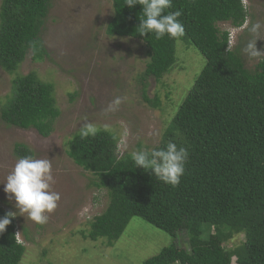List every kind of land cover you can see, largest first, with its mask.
Returning <instances> with one entry per match:
<instances>
[{"label": "trees", "instance_id": "trees-1", "mask_svg": "<svg viewBox=\"0 0 264 264\" xmlns=\"http://www.w3.org/2000/svg\"><path fill=\"white\" fill-rule=\"evenodd\" d=\"M0 1V67L14 74L28 54L34 62L48 57L41 35L52 0ZM111 3L106 35L135 39L146 47L148 62L141 81H159L170 72L178 40L193 46L205 65L153 148L172 141L188 149L178 186L136 168L132 155L119 157L118 138L107 130L86 139L76 134L66 143L67 156L95 176L92 185L109 197L84 238L104 239L111 247L130 219L140 217L173 239L143 264H264V56L253 71L247 69L238 50L230 49L228 33L217 26L244 25L242 0H172L173 7L166 11L182 10L178 19L185 31L178 39L141 36L136 27L142 6L130 9L125 0ZM143 99L158 106L144 94ZM59 115L53 85L35 72L12 81L11 97L0 108L6 126L33 129L44 138L53 132ZM14 153L17 158L33 155L22 144L14 146ZM6 212L0 207V217ZM203 225L209 228L204 239ZM15 228L13 219L0 234V264H19L23 258L25 248ZM181 232L188 249L175 243ZM237 235L243 236L241 244L226 249Z\"/></svg>", "mask_w": 264, "mask_h": 264}, {"label": "rangeland", "instance_id": "rangeland-1", "mask_svg": "<svg viewBox=\"0 0 264 264\" xmlns=\"http://www.w3.org/2000/svg\"><path fill=\"white\" fill-rule=\"evenodd\" d=\"M242 4L246 12L242 27L217 26L228 33L230 49L238 50L245 67L253 71L263 56L250 58L245 49L256 41L257 50L264 53V0H242ZM112 16L111 0H52L41 35L48 57L34 62L28 54L14 74L0 67V108L11 97L12 81L35 72L42 82L53 85L60 111L47 138L33 129L8 127L0 121V182L19 159L14 146L22 144L35 157L51 161L52 190L60 194L46 223L37 224L20 214L14 218L17 237L25 248L19 264H143L173 244L168 234L140 217L130 219L111 247L104 239L84 238L89 222L107 208L109 197L106 190L92 185L95 176L67 156L66 143L78 134L86 118L97 130L118 138L119 157L153 149L205 65L193 46L178 40L170 72L159 81L152 77L141 81L148 62L146 47L135 39L107 36L105 28ZM256 22L262 27L252 33ZM143 94L158 106L148 105ZM117 96L123 100L119 109L106 114L104 109ZM3 188L0 184V207L18 212ZM208 231L203 225L202 239ZM242 241L243 236L237 235L224 247L232 249ZM175 243L188 249L184 232Z\"/></svg>", "mask_w": 264, "mask_h": 264}, {"label": "clouds", "instance_id": "clouds-1", "mask_svg": "<svg viewBox=\"0 0 264 264\" xmlns=\"http://www.w3.org/2000/svg\"><path fill=\"white\" fill-rule=\"evenodd\" d=\"M137 4L142 6L141 15L138 17L139 24L136 27L141 36L151 33L156 39L164 36L178 39L184 35V26L178 19L182 16V10L166 11L173 7L172 0H125L124 5L131 9ZM261 27V23L256 22L250 31L257 33ZM245 51L250 58L264 56V53L257 50L256 41L249 42ZM122 102L121 97H115L108 103L104 112L107 114L117 111ZM83 121L78 129L80 138L94 137L97 134L96 126L92 122H87L86 118ZM131 158L136 168L141 167L145 171H150L159 181L175 187L180 184L185 173L189 151L185 146H178L175 142L169 141L164 148L135 151ZM54 183L49 159L37 158L31 154L19 158L5 180L0 182L4 185L3 191L8 200H14V207L18 209V212L8 211L0 217V234L5 232L17 214L25 215L27 219L37 224L46 223L49 218L47 213L53 212L60 200V194L52 190ZM15 236L19 242L16 228Z\"/></svg>", "mask_w": 264, "mask_h": 264}]
</instances>
